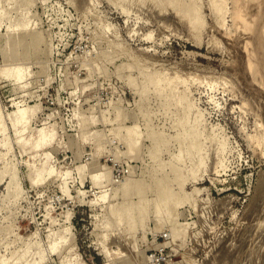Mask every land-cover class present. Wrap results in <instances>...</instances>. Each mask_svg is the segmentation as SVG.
<instances>
[{"label":"rangeland","instance_id":"obj_1","mask_svg":"<svg viewBox=\"0 0 264 264\" xmlns=\"http://www.w3.org/2000/svg\"><path fill=\"white\" fill-rule=\"evenodd\" d=\"M0 7V264H151L163 242L167 264H264V52L244 65L233 0Z\"/></svg>","mask_w":264,"mask_h":264},{"label":"bare ground","instance_id":"obj_2","mask_svg":"<svg viewBox=\"0 0 264 264\" xmlns=\"http://www.w3.org/2000/svg\"><path fill=\"white\" fill-rule=\"evenodd\" d=\"M251 1L252 0H233V2H234V9H233V11H232V14H231V16H232V19L234 20V25L236 26V31H237V33L239 32L240 33V36H238L237 37V35L239 34H236V38H240L241 37V39H244L243 41H244V44L241 42L240 43V45L242 44L243 46H244V50H246L247 48H248V50L249 51H246V53H245V57H243V56H241V58L243 57V58H245V59H247V61L245 62V66L247 67V64H249L250 66H251V69L253 70V69H255V67H253V65H254V59L256 58V56L258 57V59L259 58H261L262 57V50H263V52H264V12L262 13L261 11H264L263 10V7L262 8H258V7H260V6H256V7H254L253 5H257V3H256V0H255V2H254V0H253V3H255V4H251ZM264 1V0H263ZM262 1V3L264 4V2ZM16 2V1H15ZM257 2H259V0H257ZM261 3V2H260ZM260 3H258V4H260ZM260 4L261 6H263V4ZM253 6V8H252V6ZM0 8H2V7H0ZM17 10H19V9H17ZM16 10V11H17ZM1 11V10H0ZM23 11V10H22ZM27 11V10H26ZM26 11H25V13H26ZM3 12H4V10H3ZM260 12V13H259ZM19 13V12H18ZM20 13H21V11H20ZM19 13V14H20ZM23 13V12H22ZM27 13H28V11H27ZM262 13V14H261ZM2 14H4V13H2ZM21 15H23V14H21ZM24 15H27V14H24ZM24 15L23 16H21L22 18H24ZM2 16V15H1ZM4 17V16H3ZM20 17V16H19ZM21 17L19 18V20L18 21H20L21 20V22L20 23H22V22H27L28 23V19H26L27 21H24V19H21ZM15 18V17H14ZM18 18V17H17ZM15 21H17L16 19H14ZM23 20V21H22ZM14 21V25L16 26V22ZM18 21H17V23H18ZM31 22V21H30ZM34 22V21H33ZM18 24V25H20L22 28H24L23 26H22V24ZM23 23V25H25ZM13 24V23H12ZM11 25V24H10ZM18 25H17V27H18ZM32 25H34V24H31V26ZM14 26V27H15ZM26 26H28V24L26 25ZM30 26V25H29ZM11 27H12V25H11ZM13 27V28H14ZM21 27H19V29L21 28ZM21 28V30L23 31V32H25L23 29ZM25 29V28H24ZM27 30H28V28H27ZM26 30V34H28V35H30L29 33H28V31L30 30H28L27 31ZM31 30H33V29H31ZM30 30V31H31ZM31 35H32V33H31ZM30 35V36H31ZM31 37H34V36H31ZM243 37V38H242ZM238 45H239V43H238ZM241 45V46H242ZM249 45H252V49H253V51L250 53V51H251V48L249 47ZM234 50V49H233ZM236 50V49H235ZM238 50V49H237ZM254 55V56H253ZM256 55V56H255ZM253 56V57H252ZM249 57H251V58H254V59H250ZM20 65V64H19ZM18 65V67H13V68H10V67H7V68H10V71H9V75H10V73H15V75H16V79H21L25 74L23 73V76L21 75V71H20V66ZM22 66V65H21ZM255 66V65H254ZM6 67V66H5ZM4 67V68H5ZM2 69V68H1ZM23 69H24V67H23ZM3 70V69H2ZM3 71H5V69L3 70ZM24 71V70H23ZM1 72V71H0ZM25 72V71H24ZM6 75H8L7 74V72H6ZM14 75V76H15ZM13 75L11 76V77H14ZM19 81V80H18ZM20 82V81H19ZM31 106V105H30ZM32 108V107H31ZM31 108H29V107H18L17 108V110L14 112V117H15V119H14V122L15 123H17V124H19V123H25V122H27L28 120H27V114H28V112H29V110L31 109ZM0 110H2V109H0ZM3 113V112H2ZM36 113V112H35ZM0 114H1V112H0ZM2 117V116H1ZM30 118H33V117H30ZM27 120V121H26ZM32 120V119H31ZM2 121V120H1ZM4 122V121H3ZM5 124V123H4ZM29 125V124H28ZM38 129V128H37ZM41 129V131H40V133H41V135L39 136L40 138H39V140H38V143H37V146L35 145V148L34 149H36L38 146H39V144H44V143H46L47 142V140H48V138H49V133L48 132H46V131H44L42 128H40ZM52 130V129H51ZM139 130V129H138ZM131 132H130V134L132 135V140L133 141H137V139H138V137H139V134H138V132H137V127H132L131 128V130H130ZM52 132V131H51ZM55 132V131H54ZM53 135V134H52ZM52 138H53V136H52ZM22 139V138H21ZM38 139V138H37ZM51 140V139H50ZM37 141V140H36ZM34 143H35V141H34ZM33 143V144H34ZM44 146V145H43ZM38 149V148H37ZM43 165V164H42ZM42 167V166H41ZM38 168V167H37ZM36 170V169H35ZM42 170V169H41ZM48 171H49V169H48ZM37 172V171H36ZM38 175V174H37ZM95 176L97 177L98 175L97 174H95ZM36 178H37V176H36ZM105 194H102L100 197L101 198H105ZM191 199V198H190ZM192 200V199H191ZM103 237H105V236H103ZM108 237V236H107ZM113 238V237H112ZM115 239V238H114ZM124 239V238H123ZM102 240H104L105 241V238L104 239H102ZM107 240H109V239H107ZM106 240V241H107ZM111 240V239H110ZM113 241V240H112ZM114 241H116V240H114ZM114 241H113V243H114ZM127 241V240H126ZM125 241V242H126ZM53 242V241H52ZM107 242H109V241H107ZM123 242V241H122ZM102 243H103V241H102ZM119 243V242H118ZM117 243V244H118ZM135 243V242H134ZM133 243V245L134 246H132V247H136L135 246V244ZM104 244V243H103ZM107 244H109V243H107ZM110 244H111V242H110ZM109 244V245H110ZM120 244H122L121 242H120ZM102 245V244H101ZM105 245V244H104ZM112 245V244H111ZM53 246V245H52ZM107 246V245H106ZM106 246H105V248H106ZM121 246H123V244L121 245ZM127 246V245H126ZM130 246H131V244H130ZM55 247V246H54ZM109 247V246H108ZM119 247H120V245H119ZM104 248V247H103ZM110 248V247H109ZM109 248H108V250H109ZM122 248V247H121ZM125 248V247H124ZM130 249V248H129ZM132 250H134V248L132 249ZM137 249L135 248V251H136ZM110 251V250H109ZM138 251V250H137ZM133 252V251H132ZM104 253H105V251H104ZM122 253V252H121ZM107 254H108V252H107ZM106 254V255H107ZM111 254V253H110ZM146 255V254H145ZM185 256V255H184ZM108 257V256H107ZM143 257V256H142ZM78 258V257H77ZM108 260H110L109 258H108ZM189 260H187V262H188ZM186 262V263H187ZM185 263V262H184Z\"/></svg>","mask_w":264,"mask_h":264},{"label":"built area","instance_id":"obj_3","mask_svg":"<svg viewBox=\"0 0 264 264\" xmlns=\"http://www.w3.org/2000/svg\"><path fill=\"white\" fill-rule=\"evenodd\" d=\"M168 235L166 233H163L162 235H159L158 239H165ZM159 248L153 253L150 254L149 261L151 264H167L171 260L170 256L166 254L165 249L167 246L165 245V242L158 244Z\"/></svg>","mask_w":264,"mask_h":264}]
</instances>
